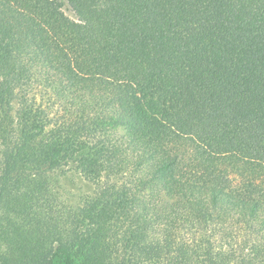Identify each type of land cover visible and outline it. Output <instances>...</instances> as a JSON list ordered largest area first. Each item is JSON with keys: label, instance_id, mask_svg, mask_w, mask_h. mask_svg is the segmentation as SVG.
<instances>
[{"label": "trees", "instance_id": "trees-1", "mask_svg": "<svg viewBox=\"0 0 264 264\" xmlns=\"http://www.w3.org/2000/svg\"><path fill=\"white\" fill-rule=\"evenodd\" d=\"M0 264H264V0H0Z\"/></svg>", "mask_w": 264, "mask_h": 264}, {"label": "rangeland", "instance_id": "rangeland-1", "mask_svg": "<svg viewBox=\"0 0 264 264\" xmlns=\"http://www.w3.org/2000/svg\"><path fill=\"white\" fill-rule=\"evenodd\" d=\"M45 101L47 102V98H45ZM47 104V103H46ZM86 186L84 185V182L80 178H74V181H66V186L65 189L61 188L59 189L60 195L57 197V205L59 207H64L68 203V199H73L74 193H81L82 191L86 192L89 190V188H85ZM69 194V195H67Z\"/></svg>", "mask_w": 264, "mask_h": 264}]
</instances>
